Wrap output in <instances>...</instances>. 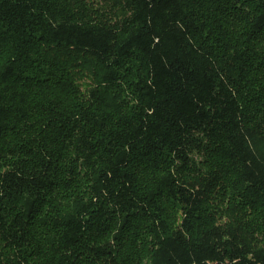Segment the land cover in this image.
I'll return each instance as SVG.
<instances>
[{
	"label": "trees",
	"instance_id": "1",
	"mask_svg": "<svg viewBox=\"0 0 264 264\" xmlns=\"http://www.w3.org/2000/svg\"><path fill=\"white\" fill-rule=\"evenodd\" d=\"M0 264H264V0H0Z\"/></svg>",
	"mask_w": 264,
	"mask_h": 264
}]
</instances>
